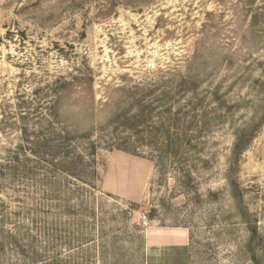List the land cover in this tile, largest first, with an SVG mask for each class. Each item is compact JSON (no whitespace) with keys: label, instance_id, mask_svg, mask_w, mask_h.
I'll use <instances>...</instances> for the list:
<instances>
[{"label":"rangeland","instance_id":"obj_1","mask_svg":"<svg viewBox=\"0 0 264 264\" xmlns=\"http://www.w3.org/2000/svg\"><path fill=\"white\" fill-rule=\"evenodd\" d=\"M0 264H264V0H0Z\"/></svg>","mask_w":264,"mask_h":264}]
</instances>
